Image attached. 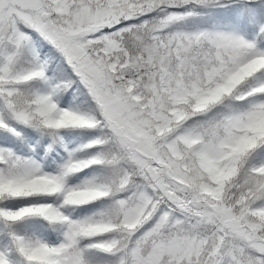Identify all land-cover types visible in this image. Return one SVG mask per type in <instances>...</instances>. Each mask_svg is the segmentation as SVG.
Listing matches in <instances>:
<instances>
[{
	"label": "snow or ice",
	"instance_id": "6c2138e0",
	"mask_svg": "<svg viewBox=\"0 0 264 264\" xmlns=\"http://www.w3.org/2000/svg\"><path fill=\"white\" fill-rule=\"evenodd\" d=\"M0 264H264V0H0Z\"/></svg>",
	"mask_w": 264,
	"mask_h": 264
}]
</instances>
